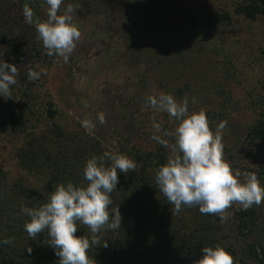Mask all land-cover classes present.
<instances>
[{
  "label": "trees",
  "instance_id": "1",
  "mask_svg": "<svg viewBox=\"0 0 264 264\" xmlns=\"http://www.w3.org/2000/svg\"><path fill=\"white\" fill-rule=\"evenodd\" d=\"M148 1L150 22L135 38L150 43L156 50L169 43V39L162 36L170 30L167 25L171 7L167 0ZM29 2L26 0L24 4ZM230 3L228 8L205 12L203 21L207 32L226 33L233 14L250 21L264 17V0H231ZM12 4L15 7L10 6ZM22 4L21 0H0V63L6 61L16 67L23 64L18 70L21 77H16L17 83L11 89L12 93L19 94L7 100L0 97V141L5 142L3 148L11 149L14 165L22 171L19 176H13L0 161V242L11 241L0 243V264H59V257L48 243L47 232L35 239L29 237L24 225L30 217L24 209L48 202L51 192L60 184H87L84 179L87 161L106 151L126 155L136 162V169L127 174L118 173L119 182L111 193L110 209L119 207L122 225L117 230H101L97 237L99 246L91 245L88 252L92 264H195L204 246L217 245L232 254L234 264H264L263 203L247 210L233 203L225 212L227 218L221 220L217 214H201L199 206H184L181 212L175 213L174 206L159 191L155 179L158 168L179 155L177 149H170L172 145L176 148L174 135H168L174 133L177 121L162 125V131L143 140L137 135L118 140L119 146L113 148L86 127L80 124L70 127L69 123L62 122L52 100L38 105L39 96L32 91L35 83L28 73L35 71L40 79V65L51 67L60 56L47 54L35 23L28 24L24 19ZM190 17L192 20L195 17L192 11ZM195 34L192 36L196 38ZM128 44L136 45L132 41ZM174 55L175 51L165 49L155 62L158 65L172 60L181 62L182 70L190 68L194 62ZM191 72L193 79L187 83L188 88L196 79L198 81L196 69ZM248 105L255 111L260 109L243 140L245 156L253 157L256 168L242 167L241 170L255 173L264 185V94L253 97ZM205 113L214 121L218 111L206 110ZM154 135L166 140L167 147L153 139ZM253 149L255 152L248 154ZM229 156L235 161L233 154ZM233 166L236 169L238 164L233 163ZM77 226L76 235L91 241L89 227L80 222Z\"/></svg>",
  "mask_w": 264,
  "mask_h": 264
},
{
  "label": "rangeland",
  "instance_id": "2",
  "mask_svg": "<svg viewBox=\"0 0 264 264\" xmlns=\"http://www.w3.org/2000/svg\"><path fill=\"white\" fill-rule=\"evenodd\" d=\"M22 1L23 8L33 9L34 23L48 19L46 0H29L26 5V0ZM167 1L171 7L170 30L161 36L169 43L155 50L150 43L135 38L150 22L148 0H63L58 14H65L71 6L73 12L69 15L81 36L67 60L60 56L51 67L40 65L41 77L32 85L39 96L38 105L52 100L62 122L70 127H85L84 122L91 121L93 126L87 129L115 148L118 140L152 136L157 132L154 123L160 125V130L162 125H171L175 119L158 106L162 97L171 95L178 103L187 101L189 114L217 110L215 120L208 121L213 131L220 122H226L222 131L224 159L234 171L243 173L242 167L255 169L253 157L245 156L243 140L260 110L248 104L256 95L264 94V17L250 21L233 14L227 32L213 34L207 32L203 15L208 10L228 8L231 0ZM130 41L136 45L130 46ZM165 49L175 51L176 58L184 56L194 62L184 70L181 62L173 60L156 64ZM21 66H17V73ZM194 68L199 73L198 81L188 88ZM101 114L104 123L99 120ZM4 143L0 141V161L13 176H19L22 171L14 165L11 149L3 148ZM233 163L238 164L236 169Z\"/></svg>",
  "mask_w": 264,
  "mask_h": 264
},
{
  "label": "clouds",
  "instance_id": "3",
  "mask_svg": "<svg viewBox=\"0 0 264 264\" xmlns=\"http://www.w3.org/2000/svg\"><path fill=\"white\" fill-rule=\"evenodd\" d=\"M46 3L48 19L35 22L37 33L49 56L58 55L67 60L81 36L69 15L73 8L69 6L65 14H58L63 0H46ZM23 15L28 24L34 23L31 7L26 6ZM17 75L14 64L0 63V97L12 98L11 89L17 83ZM28 76L36 80L39 73L29 71ZM153 104L157 102L153 101ZM158 106L178 122L174 133L168 135H174L179 155L161 165L155 177L159 191L174 206L175 213L181 212L184 206H199L201 214H217L224 220L226 210L233 203L247 210L264 202V185L257 175L234 171L223 157L222 131L226 122H220L213 131L204 111L189 114L187 101L178 103L171 95L162 97ZM99 120L104 123L103 114ZM84 126L93 125L91 121H85ZM154 127L160 130L159 124L154 123ZM153 139L167 147V141L161 137L154 135ZM135 169L136 162L124 154L106 151L100 157L93 156L84 168L87 184H60L55 186L48 202L24 209L30 217L24 225L29 237L35 239L47 232L48 243L59 257V264H92L88 252L91 245L99 246L97 237L101 230H117L122 225L119 207L110 209L113 204L111 193L119 182L118 173L127 174ZM77 222L89 227L91 241L76 235ZM10 242L5 239L0 243ZM103 246L107 247V243ZM195 264H234V259L223 246H204L202 256Z\"/></svg>",
  "mask_w": 264,
  "mask_h": 264
}]
</instances>
